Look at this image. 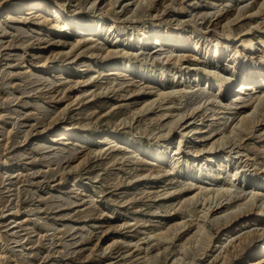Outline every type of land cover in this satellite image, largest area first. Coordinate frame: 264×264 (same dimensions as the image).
<instances>
[{
	"label": "rangeland",
	"instance_id": "rangeland-1",
	"mask_svg": "<svg viewBox=\"0 0 264 264\" xmlns=\"http://www.w3.org/2000/svg\"><path fill=\"white\" fill-rule=\"evenodd\" d=\"M48 1L67 14L115 17L127 36L181 22L180 32H193L201 46L229 44L261 62L264 73V0H153L150 6L135 0ZM45 14L22 0H0V264H149L145 252L157 258L151 264H170L174 256L175 264H247L239 255L223 261L218 237L206 249L196 242L182 254L178 244L199 219L203 192L191 197L200 182L220 186L228 174L223 170L210 181L186 172L205 162L212 142L216 151L224 148L213 168L231 149L242 174L264 181V121L235 144L243 132H230L240 114L255 106L244 99L256 89H247L246 97L225 95L218 105L199 103L165 134V123L183 103L176 96L159 99L156 83L139 71L159 74L172 65L157 54L159 47L144 42L123 49L88 36L76 43L72 27L60 30ZM248 39L255 44L246 52L241 40ZM128 59L135 70L119 67ZM181 66L188 74L171 83L170 72L169 84H190L195 68ZM257 107L264 113V103ZM109 131L119 137L107 139ZM223 133L231 140L220 139ZM136 142L166 155L146 157ZM179 221L184 223L173 240L152 235Z\"/></svg>",
	"mask_w": 264,
	"mask_h": 264
},
{
	"label": "bare ground",
	"instance_id": "bare-ground-1",
	"mask_svg": "<svg viewBox=\"0 0 264 264\" xmlns=\"http://www.w3.org/2000/svg\"><path fill=\"white\" fill-rule=\"evenodd\" d=\"M135 2L138 5H141V3L143 5L144 2L147 6H150L153 0H135ZM22 4L31 10H43L46 12V17L60 30L63 27H72L73 32L76 34L74 41L76 43L80 42L83 37L88 36V38H103L108 42H114V44H118L123 49L130 46L140 47L144 42L146 44L150 42L153 45L152 47L158 46L157 54H162L165 60L171 61L172 65L168 66L167 70H161L159 74H152L151 70L146 71L145 69L139 71L143 78L153 80L156 83L159 99L176 96L183 103L182 109L178 110L175 115L169 116L170 119L165 123L166 126L164 127L165 134L171 130L174 123L180 120L186 112L199 108V103L218 105L223 101L225 95L233 93L238 95V97H243L247 94L245 93L247 89H256L257 93L249 94L250 96L247 94L248 97L244 101L252 100L256 104L254 103L255 106L252 110L240 114L238 122L230 128L231 133H235L237 130L243 132L237 135V139L234 138L233 144L239 142L238 140L242 139L243 136L245 137L246 133L252 132L255 125L264 121V113L257 112V105L264 103V73L260 67L261 62L255 63L245 56L244 58L237 50L233 51L234 47L229 44H226V46L216 44L212 48H208L207 45L203 47L199 42L200 38H196L193 32V34L180 32L183 27V24L179 27L181 22H178L176 28L166 27L161 29L158 26H154L151 31L141 32L137 36H127L125 27L115 23V17L106 21L104 19L105 15L102 13L91 17L76 14V11L72 14H67L61 6L48 0H22ZM224 34H226V37H231L228 32ZM241 41L244 45V51L249 52L254 49L255 43H253L252 39ZM241 44L238 43V45ZM189 46L191 48L190 51L187 50ZM116 48L115 46L109 47L106 50V56H112ZM225 59L226 62L223 63ZM120 64L121 66L119 67L121 69H126L127 71L135 70L130 59L122 60ZM183 64L195 68L194 78L191 79L190 84H169L168 75L170 72H173V76L170 78L171 83L174 77L184 78L188 74V70L183 72L181 66ZM235 82H237L236 85H234ZM232 104L233 102H229L228 106ZM164 111L166 113L170 109H165ZM114 134L109 131L105 136L107 139H117L119 136ZM183 134V132L179 134L178 145L181 144ZM224 134L220 139L229 138L228 135ZM125 142L127 144L132 143L130 138L126 139ZM132 145L146 157H154L156 160H160L166 155V151L160 152L159 147H143L140 142ZM214 145L215 141L211 143L208 149L209 154L204 158L205 162L202 165L195 170L186 168V172L191 178L201 180L208 177L210 181H215L218 178L217 175L221 174L223 170L228 171V174L222 178V185L210 188L200 182V186L202 185L200 190L193 192L191 199L201 195L203 192L202 200L204 203L199 213V219L194 225L193 232L179 240L178 248L181 251L180 253L186 252L187 247H191L192 243L196 242L202 243L203 249H206L218 237L216 246L222 248L223 261H229L232 256L239 255L240 259H246L244 261L247 264H264V181L249 180L247 175L242 174L240 165L236 164L237 161H232L233 158L229 153L231 149L222 153L219 158L221 164L213 168L211 162L214 157H217L218 152L224 149L220 148L216 151L213 149ZM226 147H230V145ZM234 183H236V186ZM213 208L220 209L219 213H213ZM183 223V221H179L152 235L164 240H173L177 234L176 231L182 227ZM221 235H224V237L222 238ZM250 244H255L256 246L245 254L242 253L240 255ZM191 249L193 250V247ZM193 254H196V252L193 251ZM256 254L257 256L254 259L251 258ZM143 257V261H147L149 264L157 261V258L149 255L148 252H145ZM175 262H177L176 256L173 257L170 264H175Z\"/></svg>",
	"mask_w": 264,
	"mask_h": 264
}]
</instances>
